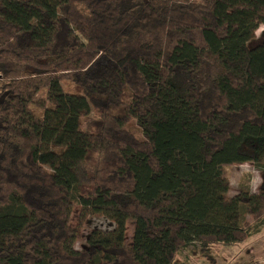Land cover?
Wrapping results in <instances>:
<instances>
[{
	"label": "trees",
	"instance_id": "trees-1",
	"mask_svg": "<svg viewBox=\"0 0 264 264\" xmlns=\"http://www.w3.org/2000/svg\"><path fill=\"white\" fill-rule=\"evenodd\" d=\"M260 25L264 0H0V264H175L259 233ZM244 162L258 188L228 195ZM75 205L114 223L80 249Z\"/></svg>",
	"mask_w": 264,
	"mask_h": 264
},
{
	"label": "rangeland",
	"instance_id": "rangeland-1",
	"mask_svg": "<svg viewBox=\"0 0 264 264\" xmlns=\"http://www.w3.org/2000/svg\"><path fill=\"white\" fill-rule=\"evenodd\" d=\"M264 37V25H260L253 33L251 43ZM69 89H75L69 83H65ZM40 96V95H39ZM96 117L93 111L88 115L81 117V127L85 128L89 120ZM127 128L132 130L138 137H142L140 127L131 120L128 122ZM229 176L228 195L237 193L240 189H249L256 191L260 183V172L250 162L235 163L227 166ZM246 217V216H245ZM248 220L250 217L247 216ZM113 221L103 214H97L88 211L80 205L73 206L70 216V225L76 229L77 237L74 246L77 249L82 248L87 243V237L93 229L109 230L113 227ZM134 228V221L128 219L125 224L126 244L131 242ZM264 226L260 232L248 237V239L239 244L222 245L212 244L209 251H202L199 244H191L182 249L175 256V264H256L259 260L264 259Z\"/></svg>",
	"mask_w": 264,
	"mask_h": 264
},
{
	"label": "built area",
	"instance_id": "built-area-1",
	"mask_svg": "<svg viewBox=\"0 0 264 264\" xmlns=\"http://www.w3.org/2000/svg\"><path fill=\"white\" fill-rule=\"evenodd\" d=\"M256 264H264V259L259 260Z\"/></svg>",
	"mask_w": 264,
	"mask_h": 264
},
{
	"label": "crops",
	"instance_id": "crops-1",
	"mask_svg": "<svg viewBox=\"0 0 264 264\" xmlns=\"http://www.w3.org/2000/svg\"><path fill=\"white\" fill-rule=\"evenodd\" d=\"M247 239H248V238H247ZM247 239H246V240H247ZM246 240H245V241H246ZM260 251H261V250H260ZM263 254H264V251L262 250V251H261V255H263Z\"/></svg>",
	"mask_w": 264,
	"mask_h": 264
}]
</instances>
